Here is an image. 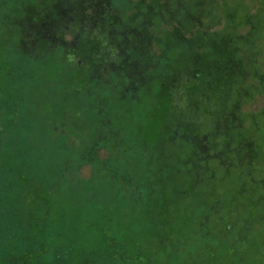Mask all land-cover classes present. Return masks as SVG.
Here are the masks:
<instances>
[{
  "label": "trees",
  "instance_id": "1",
  "mask_svg": "<svg viewBox=\"0 0 264 264\" xmlns=\"http://www.w3.org/2000/svg\"><path fill=\"white\" fill-rule=\"evenodd\" d=\"M19 11L14 49L42 64L29 76L43 86L44 147L95 164V189L74 203L89 211L63 207L55 238L49 222L28 228L1 264H264V105L250 107L264 93V0H24ZM16 179L12 201L41 219L57 209ZM112 183L114 205L101 191Z\"/></svg>",
  "mask_w": 264,
  "mask_h": 264
},
{
  "label": "rangeland",
  "instance_id": "2",
  "mask_svg": "<svg viewBox=\"0 0 264 264\" xmlns=\"http://www.w3.org/2000/svg\"><path fill=\"white\" fill-rule=\"evenodd\" d=\"M179 1L183 2V5ZM192 1L194 0H172V5L182 6L185 9ZM212 2L217 3L220 0H212ZM22 3H24V0H0V254L4 256L9 248L11 251L14 250L13 255H11L14 258L19 256L18 252L25 245V231L28 232V228L29 231H32L30 236L33 234L36 236L40 223L46 224L49 222L50 224L45 226L46 237L53 235L55 238L59 226L57 219L61 218L62 208L65 207L63 209L65 217L77 216L85 209L89 211V205L77 206L74 203L75 200L82 197L84 190L93 193V189H95L92 181L95 164L91 166L86 163L79 167L80 165L76 166L72 161L65 162V164L60 163L56 161L54 149L51 151V161L49 158V155H51L50 150L44 147L49 137H45L46 132L41 131V123L38 120L41 112L40 105L42 106L43 86L39 76L35 77L40 73V65L42 64L39 63L36 67H29L27 59L18 53L12 44L14 16L20 13L19 6ZM250 6L254 12L258 4L255 1H250ZM205 12L206 9L195 8V13L201 14L203 22H210V16L202 15ZM170 19L174 20L173 18ZM220 19V23L212 24L210 28L221 27L224 24L225 16L220 17ZM260 49L261 52L256 55L255 61L264 66V47ZM30 71L35 72L33 77L29 76ZM253 101L250 107L257 110L261 105H264V93L257 94ZM21 103L26 108L25 115L27 116L24 121H21ZM9 114L12 116L11 124L14 129L9 127ZM57 130L61 132L63 129L58 128ZM13 131L15 133L11 136ZM69 138H72L71 134ZM25 159L27 163L24 162ZM15 166L19 168H15ZM13 168L17 173L12 171ZM5 169L9 170V173L3 174ZM56 169L58 175L52 173ZM15 179V183L26 184L28 189L35 187L36 193H42L44 196L48 195L49 199L51 195L55 197L58 202L57 209L48 214L45 212V217L41 219L43 213L34 209L33 207L38 206L31 204L30 201L29 203L21 202V200L20 203L12 201L15 193L11 188L10 180L13 183ZM101 191H103L104 196L98 192L97 194L105 197L112 205H114V196L120 195L114 189V184L110 188H104ZM99 201L103 203L102 198ZM22 204L26 205L25 209L28 212L25 213L26 222L20 221V223H17L16 220L13 222L12 215L15 218L16 212L21 210L17 206ZM123 207L130 209V205L126 203L123 204ZM27 216L29 219H26ZM54 217H56V220ZM70 228L72 231L75 230L72 223ZM45 229L40 228V231L44 233ZM14 258H11L6 264L27 263Z\"/></svg>",
  "mask_w": 264,
  "mask_h": 264
}]
</instances>
